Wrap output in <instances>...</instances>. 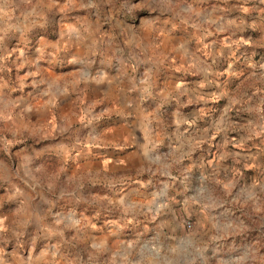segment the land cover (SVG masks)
Here are the masks:
<instances>
[{"label": "clouds", "instance_id": "1", "mask_svg": "<svg viewBox=\"0 0 264 264\" xmlns=\"http://www.w3.org/2000/svg\"><path fill=\"white\" fill-rule=\"evenodd\" d=\"M116 2L103 0L104 6L110 10L115 9ZM160 3L163 7L159 12L149 8L147 12H138L134 21H125L139 28L141 21L147 20L151 24L160 18L163 25H172V41L171 45L166 43L167 37L163 31L149 34L153 51L141 62L148 66L132 65L133 75L127 88L129 99L123 107L104 90L105 85L113 84L117 69L101 62L105 56L102 45H140L132 37H117L102 31L106 25L93 27L91 23L80 22L79 18L75 22H65L63 30L50 39L55 47H51L53 51L49 55L55 58L60 52L58 43L65 36L75 37L73 48L64 52L46 77L42 76L44 67L39 66L42 61L46 65V58L38 45L30 42L29 51H39L41 55L39 59L21 63L22 71L26 67L33 70L23 71L20 88L13 90L0 83V123L14 137L23 134L32 141H39L38 144H29L28 139L18 143L3 141L9 155L16 151H20L21 155L11 161L7 170L0 169V188L7 185L6 190L10 193L6 212L0 215V264H197L206 253L211 254L198 228L192 232L185 231L183 242L152 243L148 249H144L143 244L153 240L154 231L150 229L139 238L136 234L149 222L154 223L165 206L157 203L159 192L152 187L153 178L159 176L176 180L173 169L185 165L189 157L199 158L201 155L212 169L215 186L242 210L233 213L232 218L222 226L212 225L217 232L227 236L228 242L234 241L237 246L226 261L221 258V264H264V244L261 243L264 229L255 228L245 220V217H264V178L253 177L248 181L244 176L245 172L251 174L261 166L254 162L255 157L252 158L253 162L242 163L239 151H217L211 138L210 125L218 113L204 116L197 123L192 118L197 111L189 104L182 107L188 117L182 122L172 116L177 110L175 107H165L169 100L180 105L181 98L192 88L193 82L200 85L198 91L202 90L201 99H207L212 93V88L206 86L205 82L209 75H215V71L207 60L193 50V32L200 35L199 44H203L216 21L212 15H206L205 10L194 7L187 0L178 3L160 0ZM21 4L23 10L14 0H0V21L5 24L4 28H0V33L15 27L11 21L18 13L24 20L45 21L55 11L51 17L55 23L61 16L97 7L95 3L78 4L77 0H65L64 3L60 0H21ZM146 5L147 0L144 4H133L132 8L144 9ZM162 36L165 39H160ZM88 39L91 40L90 44L85 43ZM67 43L65 41V47ZM13 44L14 41H9L10 47ZM211 47L208 46L209 49ZM160 53L169 55L165 57ZM173 54H179L183 66L175 73L167 65V59ZM80 65H85L89 71L86 72ZM261 67L264 68V64ZM161 68L163 71H158ZM216 68L219 69V61ZM190 73L196 76L192 77ZM169 80L174 82V86L165 85ZM169 88L172 90L169 91ZM81 89L87 90L85 104L73 109V116L64 119L53 116L45 123L49 111H67L71 107L69 101L79 97ZM188 95L196 99L194 93L188 91ZM61 97L65 98L63 103ZM93 97H102L103 103L90 108L88 105ZM34 100H38L39 104L33 103ZM126 108L133 111H125ZM105 110L118 115L115 119L109 117L107 121L98 119L97 113L102 114ZM137 119L139 124L135 134L116 133L127 137V147L122 149L120 157L125 159L137 150L138 145L144 157L157 153L158 149L159 152L149 161L148 167L138 166L136 175H128L123 170H132L126 159L121 165L110 148L105 150L103 156L97 155V149L100 144L107 143L101 138L105 127L112 124L127 127L130 126L129 121ZM169 120L176 126L183 123L194 128L191 133L184 129L188 133L184 141L179 146L172 144L171 148L163 143L166 137L161 127ZM260 127L261 133H264V123ZM206 128L208 131H204ZM261 133H256L257 138ZM228 143L238 150H243L245 146L241 140ZM165 152L166 158L163 156ZM221 169L225 172L223 177L219 175ZM261 176H264V170ZM238 178H243V182L248 184L246 199L240 198L241 180ZM133 188L144 189L147 195L132 198L130 189ZM197 188L198 178L187 194L189 206L205 210L212 207L207 199L199 198L203 191H195ZM42 199L44 206H50L51 216L38 210ZM185 203L188 204L187 201ZM57 204L63 205L71 213L67 220L58 215L60 209L56 207ZM211 238L217 241L220 237L213 235Z\"/></svg>", "mask_w": 264, "mask_h": 264}, {"label": "rangeland", "instance_id": "2", "mask_svg": "<svg viewBox=\"0 0 264 264\" xmlns=\"http://www.w3.org/2000/svg\"><path fill=\"white\" fill-rule=\"evenodd\" d=\"M14 2L21 10L24 9L21 0H14ZM60 2L64 3L65 0H60ZM178 2L180 0H172V3ZM187 2L193 3L196 8L205 10V14L212 15L213 20L216 21L211 28V32L204 38L203 44H199L200 35L193 32L195 37L193 50L207 60L212 66V70L215 71V75H209L208 81L205 82L206 86L212 88V93L207 99H201L202 90L198 91L200 85L193 82L192 88L187 90L181 98L180 105L169 100L165 107L169 105L175 107L177 110L172 116L182 122L188 118L182 107L189 104L197 111L192 115L197 123L204 116L218 113L210 125L212 127L211 138L215 141L213 143H215L217 151H239L242 163L245 161L253 162L252 158L255 157L254 162L261 166L260 169H254L251 174L245 172L244 176L248 178V181L253 177L264 178V176H261V171L264 170V133H261L260 127L264 123V103L261 102L264 101V68L261 67L264 64V2L262 0H187ZM77 3L84 5L95 3L97 7L86 8L82 12H72L67 16H61L55 23L51 19L55 11L50 13L45 21H33L31 18L24 20L19 13L17 14V17L11 21L15 27L0 33V36H2V39H0V57H2L0 59V83L10 86L13 90L19 89L20 79L24 74L23 71L33 70L31 67H26L22 71L21 63L25 60L31 62L36 58L39 59L40 52H43L47 62L44 65L42 61L39 65L44 67L45 72H42V76L46 77L51 72V68L61 59L64 52L72 48L71 45L75 37L65 36L64 40L58 43L60 52L55 58L49 55L53 51L51 47H55V43L50 42V39L54 38L58 31L63 30L65 22H75L76 18H79L80 22L91 23L93 27L106 25V28L101 29L102 31H107L117 37H132L139 43V47L135 45L117 47L115 43L102 45L105 56L101 62L109 67L115 66L116 73H121L127 78L133 75V64L136 67L148 66L142 65L141 62L146 60L153 51L154 46L149 38L150 33L163 31L167 37L166 43L171 45L172 25H163L160 18H157L151 24L147 20L141 21L139 28L133 27L132 23H125V21H134L138 12H147L149 8H154L159 12L163 7L160 0H147L144 9H133L132 6L136 3L144 4L145 0H117L113 10L106 8L103 0H77ZM41 24H43V27H40ZM4 27V22L0 21V28ZM165 36L160 37V39H165ZM9 41H14L13 46H9ZM65 41L68 42L66 47L64 46ZM30 42L32 45H38L40 52H30ZM90 43L91 40L88 39L86 44ZM209 45H212L210 49L208 48ZM202 49L206 51H201ZM23 52L24 56L22 55ZM160 55L167 57L169 54L160 53ZM133 57L136 59L133 60ZM217 61H219L218 70L216 68ZM167 65L171 66L169 69L171 72L179 71L183 67L180 63L179 54L171 55L167 59ZM80 67L84 68L86 72L89 71L85 65H80ZM158 71H163V69L161 68ZM190 76L195 77L196 74L190 73ZM39 79L38 77L37 80ZM165 85L172 87L174 82L169 80L165 82ZM165 85H162V87ZM171 90L169 88V91ZM217 90L219 95H217ZM88 91L91 94V89ZM105 91L112 95L111 90L105 89ZM188 91L195 94V100L188 95ZM86 92V89H81V95L73 97L69 101L71 107L67 111H49L45 123L51 120L53 116H58L61 119L73 116L75 114L73 109H78L80 105L85 104ZM116 96L118 99L122 98L118 94L114 98ZM123 98L129 99L128 96ZM60 99L61 103L65 100L64 97ZM33 103L38 105L39 101L34 100ZM102 103V97L100 99L93 97L88 106L90 108L98 107ZM149 103L152 102L149 101ZM124 105L120 103L121 107ZM112 108H115L114 104ZM125 111L132 112L133 110L126 108ZM117 115L114 111L105 110L102 114L97 113V118L107 121L109 117L115 119ZM168 122L171 123V120ZM118 126L112 124L103 129L101 138L106 140L107 143L98 146L97 155L103 156L105 150L110 148L116 153L118 162L123 165L126 161L120 157V152L127 145L125 137L122 138L116 135V133H121V129L117 128ZM176 127L180 128H175L173 135L175 142L182 143L188 133L194 132V128H189L188 125L183 123ZM186 128L188 133L184 131ZM204 131H208V129L206 128ZM256 133H261L259 138H257ZM25 139H28L29 144L39 143V141H32L30 137H25L23 134L14 137L12 132L6 130L4 124L0 123V169L7 170L11 166V161L21 155L20 151L9 155L5 151L3 141L18 143ZM231 140H241L245 145L243 150H238L234 145L228 143ZM225 145H227V148H225ZM84 147L87 148V145H84ZM157 153H149L142 160L129 161L132 171L127 169L123 171L128 175H136V168L138 166L148 167L149 161ZM163 156L166 158L167 153H163ZM213 156H216L215 148ZM163 162L162 159L161 163ZM229 164H231V161H229ZM240 166L238 165V167ZM173 175L177 177L176 180H167L159 176L153 178L152 187L159 192L157 203H163L165 206L160 210L159 218L154 223L149 222L146 224L142 231L136 234L137 238L146 235L150 229L153 230L155 233L153 240L146 241L143 244L144 249H148L152 243L160 245L172 241L183 242L182 238L185 231L192 232V230L198 228L199 235L203 238V243L209 247L211 254L206 253L203 260H199L197 264H221V258L226 261L237 246L234 241L228 242L227 236L217 232L212 228V225L222 226L224 222L232 218L233 213H240L242 210L231 203L229 198L215 186L212 181V169L209 168L203 155L199 158L189 157L185 165L173 169ZM219 175L220 177L225 175L223 169L220 170ZM205 177H208V179H205ZM197 178L199 188L195 191L202 190L203 195L199 198L207 199L212 205L207 210L189 206L190 200L187 194L192 185L196 183ZM238 179L241 180L240 198L246 199L249 190L248 184L243 182V178ZM6 188L7 185L0 188V215L5 214L8 207L7 201L10 193ZM130 193L132 198H142L147 195L144 189L133 188L130 189ZM186 201L188 204L185 203ZM56 207L60 209L58 215L67 220V216L71 213L61 204H57ZM38 210L42 214L48 213L51 216V208L50 206H44L43 199L40 201ZM11 215H14V213H11ZM245 220L255 228L264 229V217H245ZM213 235L220 238L213 241L211 238ZM261 243L264 244V240H261Z\"/></svg>", "mask_w": 264, "mask_h": 264}, {"label": "crops", "instance_id": "3", "mask_svg": "<svg viewBox=\"0 0 264 264\" xmlns=\"http://www.w3.org/2000/svg\"><path fill=\"white\" fill-rule=\"evenodd\" d=\"M75 41V40H74ZM88 40L85 41V43H87ZM72 48H73V44L71 45ZM130 77H126L124 76L123 74L121 73H115V79L113 80V84L108 86V85H105L104 86V90L105 89H108V90H111L112 91V96L114 97L115 95H121L122 98H117L116 96V101L120 104H126L127 103V98H123L124 96H127V88L130 87V83L128 82ZM120 91V92H119ZM119 92V93H117ZM123 99V100H122ZM127 109H130V110H133L131 108H127ZM138 124H139V121H129V125L130 126H123V125H119L117 128L118 129H121V132L124 133V135H127L129 133H132V134H135L136 133V129L138 127ZM162 129H163V135L166 137L164 139V145L167 147V148H171L172 144H176L177 146H179L181 143L180 142H175L173 140L174 138V132H175V128H180V127H176L174 124L170 123V122H166L164 124L161 125ZM173 129V130H172ZM122 138L125 137V139L127 140V137L126 136H121ZM137 139H139L137 137ZM159 150V149H158ZM157 150V151H158ZM125 159L129 162L131 160H142L144 159V156L142 155L140 149H139V145L137 146V150L131 154H129L128 156L125 157ZM124 159V161H126Z\"/></svg>", "mask_w": 264, "mask_h": 264}]
</instances>
